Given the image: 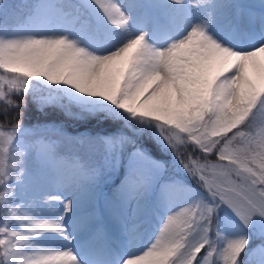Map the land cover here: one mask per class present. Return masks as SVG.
Here are the masks:
<instances>
[{
    "label": "snow or ice",
    "instance_id": "6c2138e0",
    "mask_svg": "<svg viewBox=\"0 0 264 264\" xmlns=\"http://www.w3.org/2000/svg\"><path fill=\"white\" fill-rule=\"evenodd\" d=\"M17 7L0 0V264H264V0H40L13 26ZM30 104L94 123L91 162L64 165Z\"/></svg>",
    "mask_w": 264,
    "mask_h": 264
},
{
    "label": "trees",
    "instance_id": "16d2710c",
    "mask_svg": "<svg viewBox=\"0 0 264 264\" xmlns=\"http://www.w3.org/2000/svg\"><path fill=\"white\" fill-rule=\"evenodd\" d=\"M29 2L30 0H27L25 6L18 5V7L13 10L14 15L10 17L9 23L17 21L21 18L23 12L27 10V4ZM13 5L15 4L13 3ZM76 112V108H73L71 110V114L59 108L55 110L46 109L44 111H38L34 104H30L29 110L25 115L24 122L35 124H38L39 122H49L56 125V127L62 128L65 134L64 137L57 136L54 132H49L56 137V152H61L65 156L69 157L72 153H77L81 161L85 165H87L91 162L89 159V150L86 146L77 142V140L75 139V135H78L79 137L85 136L97 129H95L94 123H86L84 118H81L80 116L75 114ZM76 130L78 131L75 132Z\"/></svg>",
    "mask_w": 264,
    "mask_h": 264
},
{
    "label": "rangeland",
    "instance_id": "374dc122",
    "mask_svg": "<svg viewBox=\"0 0 264 264\" xmlns=\"http://www.w3.org/2000/svg\"><path fill=\"white\" fill-rule=\"evenodd\" d=\"M123 0H120V2H122ZM4 2L6 3H9V4H15V5H21V6H25L26 5V2L27 0H4ZM40 2V0H30V2L27 4V6H30L32 4H35V3H38ZM130 2H134V0H130ZM243 2H245L243 0ZM247 3V2H245ZM29 14V8H27V10H25L23 12V14L21 15V18L17 21H13L11 22L10 24H12L13 26L19 24V23H23L26 19H27V16ZM49 125V126H56L54 125L53 123H49V122H39L38 124L36 123H25L26 126L28 127H32L33 125H41V126H44V125ZM80 130V129H79ZM78 130H76L75 132H77ZM45 136H47L48 138L52 139V140H55L56 141V137L49 133V132H46L44 133ZM79 136L78 135H75V138H78ZM57 155L61 158H63V161H64V165H72L75 161H79L80 163L84 164L81 159L78 157V154L77 153H72L69 156H65L63 153L61 152H57ZM63 166V165H62ZM171 171V169H170ZM117 178V180H116ZM120 179L121 177L119 176V173H117L116 175L112 176L110 179H108L106 181V184L103 185V193H104V196H110L113 192L116 191V189L118 188L119 186V182H120ZM103 203H104V200H103V197L99 198L97 201H96V211L97 213L99 214H103L101 212L102 208H103ZM143 226H136L134 224V222H129V238H132V237H136V238H139L140 237V234L143 233ZM146 238V237H144ZM123 239V238H121Z\"/></svg>",
    "mask_w": 264,
    "mask_h": 264
},
{
    "label": "bare ground",
    "instance_id": "6f19581e",
    "mask_svg": "<svg viewBox=\"0 0 264 264\" xmlns=\"http://www.w3.org/2000/svg\"><path fill=\"white\" fill-rule=\"evenodd\" d=\"M245 2L247 3H250V4H258L259 3V0H244ZM130 2V0H123L122 3H128Z\"/></svg>",
    "mask_w": 264,
    "mask_h": 264
}]
</instances>
